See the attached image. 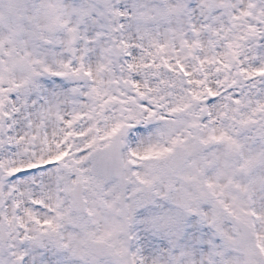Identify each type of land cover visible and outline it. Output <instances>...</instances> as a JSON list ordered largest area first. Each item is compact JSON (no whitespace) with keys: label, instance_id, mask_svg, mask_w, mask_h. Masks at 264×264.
Returning <instances> with one entry per match:
<instances>
[{"label":"snow or ice","instance_id":"obj_1","mask_svg":"<svg viewBox=\"0 0 264 264\" xmlns=\"http://www.w3.org/2000/svg\"><path fill=\"white\" fill-rule=\"evenodd\" d=\"M0 264H264V0H0Z\"/></svg>","mask_w":264,"mask_h":264}]
</instances>
